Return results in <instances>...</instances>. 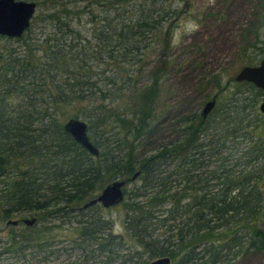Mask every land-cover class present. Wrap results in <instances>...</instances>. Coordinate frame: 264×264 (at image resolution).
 I'll use <instances>...</instances> for the list:
<instances>
[{"label": "trees", "instance_id": "16d2710c", "mask_svg": "<svg viewBox=\"0 0 264 264\" xmlns=\"http://www.w3.org/2000/svg\"><path fill=\"white\" fill-rule=\"evenodd\" d=\"M33 1L26 32L0 34V264L62 254L60 264H237L264 253V89L214 73L207 117L204 105L180 110L176 135L163 134L169 53L184 20L198 19L196 0ZM258 19L247 64L264 57V7ZM71 116L88 121L99 155L65 130ZM117 178L122 202L83 206ZM119 208L121 230L106 214ZM30 213L37 226L8 223Z\"/></svg>", "mask_w": 264, "mask_h": 264}, {"label": "rangeland", "instance_id": "374dc122", "mask_svg": "<svg viewBox=\"0 0 264 264\" xmlns=\"http://www.w3.org/2000/svg\"><path fill=\"white\" fill-rule=\"evenodd\" d=\"M196 3L195 15L198 19L191 16L184 20L177 32L178 43L169 53L170 56L177 57V60L166 75L163 91L165 101L173 105L165 114L161 125L167 140L176 135L173 128L175 115L180 110L188 112L195 106L202 108L205 98L215 91L208 80L211 75L223 73L226 81L247 64L243 48L248 41L256 39L249 29L261 23L258 15L264 7V0H196ZM260 31L263 38L264 25H260ZM151 66V61L143 64L145 78ZM180 103L184 105H179ZM106 214L117 220V230L123 228L122 208L107 211ZM32 215L30 213L26 217ZM6 231L7 229L0 232V235L3 236ZM64 259L65 255L62 254L58 260L52 258L46 263L40 261L39 264H60ZM3 263L7 264V261ZM10 263L23 264L15 259ZM237 264H264V253L241 257Z\"/></svg>", "mask_w": 264, "mask_h": 264}, {"label": "water", "instance_id": "95a60500", "mask_svg": "<svg viewBox=\"0 0 264 264\" xmlns=\"http://www.w3.org/2000/svg\"><path fill=\"white\" fill-rule=\"evenodd\" d=\"M37 8V2L33 0H0V34L10 37L23 35L31 25ZM235 80L251 81L258 87L264 89V57L257 64H246L242 66L235 75ZM216 102V97L206 101L202 109L203 117H207L216 105ZM260 109L264 112V100L260 103ZM64 128L76 142L88 149L92 154H100V148L90 136L87 120L82 117L71 116L65 120ZM7 171L6 157L0 154V177L5 175ZM139 174L140 171L135 172L131 176V179L134 180ZM126 182L125 179H114L107 183L95 198L86 202L83 206L88 207L98 202L105 207L119 204L125 198L124 186ZM24 221L31 223L33 218L26 217ZM8 222L18 224L19 219H10ZM148 264H171V257L167 255L160 256L150 260Z\"/></svg>", "mask_w": 264, "mask_h": 264}, {"label": "flooded vegetation", "instance_id": "af4514ba", "mask_svg": "<svg viewBox=\"0 0 264 264\" xmlns=\"http://www.w3.org/2000/svg\"><path fill=\"white\" fill-rule=\"evenodd\" d=\"M261 61V60H260ZM259 61V62H260ZM263 101V100H262ZM261 101V102H262ZM260 102V103H261ZM33 214V213H32ZM24 218H26L25 216H21L19 217V223L18 224H14V225H17V226H20L22 225V223H26V224H29V225H32V226H37L38 225V221H39V215H37L36 213L33 214L30 218H33V221L31 223H27L24 221ZM14 219V218H13ZM9 223V222H8ZM13 224V223H12ZM5 230V227H1L0 228V232H3ZM0 238H2V235H0Z\"/></svg>", "mask_w": 264, "mask_h": 264}]
</instances>
